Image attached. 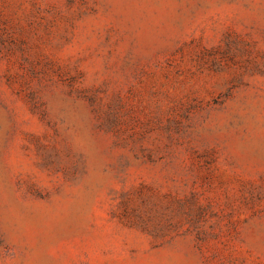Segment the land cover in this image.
I'll return each mask as SVG.
<instances>
[{
    "label": "rangeland",
    "instance_id": "374dc122",
    "mask_svg": "<svg viewBox=\"0 0 264 264\" xmlns=\"http://www.w3.org/2000/svg\"><path fill=\"white\" fill-rule=\"evenodd\" d=\"M0 264H264V0H0Z\"/></svg>",
    "mask_w": 264,
    "mask_h": 264
}]
</instances>
